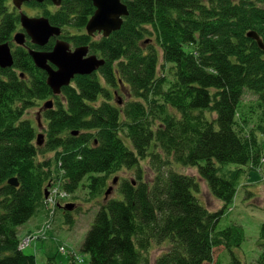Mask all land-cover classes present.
Returning <instances> with one entry per match:
<instances>
[{
    "label": "trees",
    "instance_id": "trees-1",
    "mask_svg": "<svg viewBox=\"0 0 264 264\" xmlns=\"http://www.w3.org/2000/svg\"><path fill=\"white\" fill-rule=\"evenodd\" d=\"M121 2L128 15L108 37L87 35L91 0L26 3L60 29L57 39L104 61L54 95L28 49L49 52L56 38L13 45L19 15L0 0V44L13 58L0 69V264H37L18 233L38 212L47 220L44 192L56 182L67 198L103 197L79 249L88 264H221L225 251L228 264H242L233 249L245 232L227 217L240 189L252 198L244 183L264 165V51L247 36L264 44V0ZM245 91L256 99L245 103ZM35 107L45 125L24 118ZM126 171L134 179L113 184ZM201 182L219 209L201 204ZM259 248L252 264H264V222Z\"/></svg>",
    "mask_w": 264,
    "mask_h": 264
},
{
    "label": "rangeland",
    "instance_id": "rangeland-1",
    "mask_svg": "<svg viewBox=\"0 0 264 264\" xmlns=\"http://www.w3.org/2000/svg\"><path fill=\"white\" fill-rule=\"evenodd\" d=\"M8 4L10 8H14L11 0H8ZM16 12L19 14L18 10ZM21 12L28 17H43L40 10L33 9L26 4L22 5ZM13 45L15 44L13 43ZM70 49L73 50L74 48L70 46ZM255 99L252 94L247 91L244 92L243 101L245 103L248 104ZM37 111L38 109L35 107V109L28 111L24 118L29 119L36 127L38 121L40 124L45 125L44 120L40 116H37ZM40 131L41 129H37V132L41 133ZM259 140L264 151V135L259 136ZM174 168L180 173L188 170L187 173L191 171L195 174V169L192 168H182L178 165H175ZM118 175L116 184L122 178L127 180L134 179L132 171L121 172ZM148 178L149 173L147 172ZM244 185H246L245 187L249 186L254 195L251 199H244L246 201H243L242 198L245 194L242 192L243 189H240L238 195L235 197L227 221L242 226L245 232V240L242 245L239 248L233 249L234 255L242 264H252L260 254L259 231L261 224L264 222V165L262 166L261 173L251 172L250 177ZM53 188L50 191L51 198L48 195L50 199L49 208L45 211L46 218H49L42 220L44 213L41 214L38 212L20 228L18 233L20 248L24 254L33 255L36 258L37 264H43L45 262L46 254L54 255L57 264H69V257H73L78 263L88 264V256L82 255L79 249L86 233L93 223L98 205L101 204L103 197L95 200H87L85 193L78 190L72 195L73 197L71 196L72 198H67L62 194L63 192H60L61 185L57 182L53 185ZM195 195H198L202 202L200 203L210 211H215L221 207V202L209 194L203 182L200 183L199 194L195 193ZM113 197L117 200L121 199V195L117 191L113 193ZM67 205H72V209H65ZM253 205H256L257 208L253 207ZM66 215H71L73 220L71 225L66 224ZM154 249L151 260L161 251L158 247H154ZM229 256V253L226 251L222 253L220 257L221 264H228L230 261ZM81 258L83 260H80Z\"/></svg>",
    "mask_w": 264,
    "mask_h": 264
},
{
    "label": "water",
    "instance_id": "water-1",
    "mask_svg": "<svg viewBox=\"0 0 264 264\" xmlns=\"http://www.w3.org/2000/svg\"><path fill=\"white\" fill-rule=\"evenodd\" d=\"M44 1H49L56 7L60 6L62 2V0H12V3L16 9L20 10L24 3H43ZM91 1L95 11L85 26L87 35L93 36L98 33L108 37L111 33L119 30L123 18L128 15L127 8L121 0ZM19 22L22 31L14 35L13 42L20 47L25 46L26 37L29 38L31 44L43 47L51 38H57L61 32L59 28L51 26L44 17H28L19 12ZM247 36L256 41L258 47L264 51V44L255 32H250ZM28 54L35 67L46 73V83L54 95H58L62 87L68 86L74 76L90 75L104 64L102 59H98L95 55H89L87 47H78L71 50L67 43L59 39H56L52 50L49 52L28 49ZM12 65L13 58L10 45L7 43L0 44V69L11 68ZM51 107V101L44 103L45 109ZM42 142L43 136L39 135L37 145H41ZM116 181L117 179H114L113 184ZM8 184L13 187L18 186L14 178L9 179ZM110 191L111 188L108 189L105 196ZM44 196L47 197V190H45ZM72 207V205H67L65 209L70 210Z\"/></svg>",
    "mask_w": 264,
    "mask_h": 264
},
{
    "label": "built area",
    "instance_id": "built-area-1",
    "mask_svg": "<svg viewBox=\"0 0 264 264\" xmlns=\"http://www.w3.org/2000/svg\"><path fill=\"white\" fill-rule=\"evenodd\" d=\"M49 200H50V199H49ZM49 200H48V201H49Z\"/></svg>",
    "mask_w": 264,
    "mask_h": 264
}]
</instances>
